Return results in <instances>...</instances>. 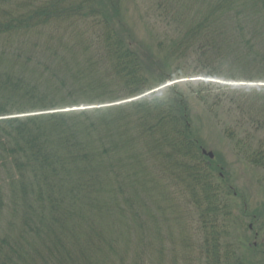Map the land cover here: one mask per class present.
<instances>
[{
  "label": "trees",
  "instance_id": "trees-1",
  "mask_svg": "<svg viewBox=\"0 0 264 264\" xmlns=\"http://www.w3.org/2000/svg\"><path fill=\"white\" fill-rule=\"evenodd\" d=\"M121 2L0 0V264H166L150 228L142 250L132 242L133 226L160 233L161 224L179 226L170 264H194V251L199 264H264L254 242L245 258L231 249V214L257 220L264 204L253 213L245 199L233 205L222 157L204 155L209 138L197 135L189 104L201 91L173 86L61 111L138 98L180 75L264 81V0H158L144 34ZM229 91L237 116L219 137L264 171V86ZM218 97L202 100L224 109ZM153 192L156 205L139 195Z\"/></svg>",
  "mask_w": 264,
  "mask_h": 264
},
{
  "label": "rangeland",
  "instance_id": "rangeland-1",
  "mask_svg": "<svg viewBox=\"0 0 264 264\" xmlns=\"http://www.w3.org/2000/svg\"><path fill=\"white\" fill-rule=\"evenodd\" d=\"M184 2L188 3H198L202 2L203 0H183ZM158 0H122L121 3H123V12L125 17L129 19V24L133 31L136 34H144L146 31L143 29L145 28L144 26V21H151L155 22L156 19H158V6H157ZM146 19V20H144ZM160 31L162 28H159ZM203 73V72H202ZM241 74H237L236 76H239ZM241 80H232V79H225V78H209V76H205L204 74L201 75H195V76H176L174 79L167 81L164 85L148 92L147 94L145 93L142 96H148V94H152L153 92H156L158 90L164 89L166 90L168 87H173V86H179L181 91L186 94L187 92L189 94H192L194 91H201L202 95L197 97L194 96H189L191 102L189 103L191 107L194 110V114L192 117V122L194 126L196 127L195 129H199L200 133L197 134L205 136L209 138L207 140L208 145L207 149H205L207 152H212L213 155L215 153H218L222 159L218 158L217 162L218 165L220 166V174L225 177L227 180H229L230 183L233 184L235 187V190L239 193V197L236 196L235 198L232 197L231 203L234 205L241 206L243 203V199L245 201L247 200L248 202V213H253L254 211L257 212L259 207L264 204V192L261 191V178H264V171L262 170H255L250 166L245 165L243 162H241L233 153L230 148V143L227 140H224L223 138L219 137L223 130V125L225 121H228L229 115L232 114L234 117L237 116V114L232 113L235 112L238 108H236V105H231L227 103L226 100H230V96L232 95L230 88L235 87H241V88H248V87H255V86H264V81H256V80H247L244 78H240ZM206 83H211V86H205L203 88H200L202 84ZM221 82V83H219ZM222 84V85H221ZM219 86L223 87H229L227 89H218ZM167 87V88H166ZM191 88V89H190ZM229 89V90H228ZM193 91V92H192ZM215 95L216 99H219L218 95L223 96V100L226 102L224 105V109L218 108L213 111V107H211L210 104L204 103L203 97L204 96H211ZM135 98L125 100L126 102L132 101ZM122 102H117V103H107L103 105H93V106H88L86 104H81L80 107H67L66 109H61V111H72V110H77V109H89V108H96V107H108L112 105H118ZM229 108L232 109L231 112H229ZM60 111V110H58ZM53 112V111H52ZM35 114V113H34ZM198 131V130H196ZM215 158V155H214ZM167 185V188H169V191H173L171 186L165 182ZM157 193L153 192L152 194H149L150 196L146 194H139L141 196L151 198L152 205H156L157 203V198L158 195L162 196V193L159 192L158 195ZM134 195V194H133ZM178 199V205L181 208L183 206V201H181L179 198ZM237 206V207H238ZM144 212V211H143ZM142 212V213H143ZM187 214V212H184ZM243 214L241 211L235 210L232 214L231 217L229 218V222L231 224V231L230 234V243H232L231 249L237 254V256L241 258L246 257V248L247 246L252 242L255 244H258V246H261L262 249L264 250V217H261L257 220H250L249 218L242 216ZM161 222V220H160ZM134 229L136 230L135 235L139 236L138 240H132L134 244H136L140 249L142 250L140 244V241L142 240V237L146 230L150 228V232L152 234H156L154 237V242L157 244L158 248L163 245L164 248L166 247V254L164 256L165 258V263L170 264L173 258V254H170V248L172 246H175L174 243H172V231L174 233V236L176 235V246L179 245V229H174L179 226H175L172 229H166V226L162 225L156 229L161 230L162 232L158 233L154 228L151 226H148L147 228H136V226H133ZM195 227L191 224L188 226V229L193 230ZM152 229V230H151ZM262 230V233H260V236L255 237L254 232H257V230ZM170 233V234H169ZM158 235V236H157ZM191 243L196 246V241L194 236L190 238ZM226 246L223 245L222 248ZM158 249V250H159ZM147 253V258L153 257V259H156L157 257H154L151 255V251L149 250V246L146 245L143 249V252ZM178 254V253H177ZM222 254H226V249H222ZM193 256L196 257L198 256L197 251L193 252ZM178 260H181L182 256L179 253L177 255ZM193 257L192 260L194 264H199L197 259ZM233 258V256H232ZM258 259H262L259 258ZM257 259V262L260 263ZM157 260V259H156ZM231 262H236L235 259L233 258Z\"/></svg>",
  "mask_w": 264,
  "mask_h": 264
},
{
  "label": "water",
  "instance_id": "water-1",
  "mask_svg": "<svg viewBox=\"0 0 264 264\" xmlns=\"http://www.w3.org/2000/svg\"><path fill=\"white\" fill-rule=\"evenodd\" d=\"M219 83H221V82H219ZM260 86H262V85H260ZM128 102H131V101H128ZM123 103H126V102H123ZM203 153H204V155L209 156L211 159H214V155L212 152H207L206 150H203Z\"/></svg>",
  "mask_w": 264,
  "mask_h": 264
}]
</instances>
